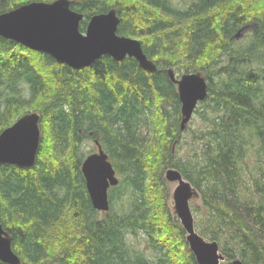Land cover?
<instances>
[{
  "label": "trees",
  "instance_id": "trees-1",
  "mask_svg": "<svg viewBox=\"0 0 264 264\" xmlns=\"http://www.w3.org/2000/svg\"><path fill=\"white\" fill-rule=\"evenodd\" d=\"M29 1L0 0V12ZM72 8L84 14L82 31L116 8L119 34L139 38L158 70L110 55L73 68L0 35V132L41 114L35 164L0 163V221L23 264H199L169 204L170 167L201 193L196 228L219 242L227 264H264V0H72ZM249 23L250 41L235 47ZM170 67L208 80L196 109L207 122L193 139L203 145L191 155ZM92 137L122 175L108 211L94 208L82 172ZM140 232L154 257L129 242Z\"/></svg>",
  "mask_w": 264,
  "mask_h": 264
},
{
  "label": "water",
  "instance_id": "water-1",
  "mask_svg": "<svg viewBox=\"0 0 264 264\" xmlns=\"http://www.w3.org/2000/svg\"><path fill=\"white\" fill-rule=\"evenodd\" d=\"M84 14L72 8V0H32L13 9L0 12V35L52 55L58 62L73 68L94 63L104 55L116 60L134 57L145 70L157 71V64L148 57L139 38L119 34L120 16L116 8L92 15L86 31L80 28ZM244 25L236 37L248 29ZM167 72L177 84L181 100V129L187 128L199 102L209 93L208 80L202 72H187L178 76L170 67ZM41 114L31 111L20 116L0 132V163L21 168L32 167L41 145ZM98 151L88 154L82 163V172L90 199L95 209H110L109 190L120 177L99 139ZM166 178L178 184L172 192L175 213L187 232L190 248L199 264H221L226 259L217 240H207L195 225L190 200L198 193L182 172L170 167ZM0 260L7 264H23L12 246V236L0 221ZM233 264H244L240 258Z\"/></svg>",
  "mask_w": 264,
  "mask_h": 264
},
{
  "label": "rangeland",
  "instance_id": "rangeland-1",
  "mask_svg": "<svg viewBox=\"0 0 264 264\" xmlns=\"http://www.w3.org/2000/svg\"><path fill=\"white\" fill-rule=\"evenodd\" d=\"M176 1L180 5H183L184 6L185 4L189 3L191 0H176ZM249 24H251V26L248 29H246L245 31H243V33L240 35L239 38H236L235 47H239L240 45H246L250 41L251 35H252V33L254 31V28H255V24H253V23H249ZM224 62H227V59L226 58H225V61ZM221 64H223V63H221ZM221 64H219V66H221ZM174 69H175V71H176V73H177L178 76H180V75H182L183 73L186 72L184 70L183 71H180L176 67H174ZM198 108L200 110H203L204 109V106L202 105V103H199L197 109ZM206 122L207 121L202 117V115L199 112H196L195 111V113H194L191 121L188 124L189 131L187 132V139L189 140V142L185 145L184 153H186L188 155H191V154L194 153L195 147L196 148H198V147L201 148V146L203 145V141L201 139L200 140L197 139L196 140V144L195 145L193 144V139L194 138H197V136L194 134V132L195 131L196 132H200V130L202 128H204V126L206 125ZM87 125L88 124H86L84 127H87ZM145 131H146V129H145ZM90 133H94V131L92 130ZM95 138L96 137H94V138L93 137L92 138H86V140L84 142V145L82 147V150H84L87 155L90 154V153H93V152L98 151V145L95 142ZM103 148L106 150V147L105 146H103ZM252 150H250L248 152V163H249L250 167H252L254 165V161H255V157L253 156L254 155V152ZM112 160H113V162L115 164L114 159H112ZM114 166L116 167V165H114ZM117 173H118V176L122 178V175L119 172H117ZM169 183L171 185L172 192H173V190L177 186L178 182L177 181H174V182H170L169 181ZM111 190H112V188L110 189V193H111ZM172 196L169 199V204H170L172 210L175 213L174 200H173V197ZM123 203L127 204L125 201H122V200L120 202H117L115 204L116 210H118L119 212L122 211L123 210V207L121 206V204H123ZM190 204H191V208H192V211H193V214H194V217H195V222H196V212L194 211V206L195 205L203 206V198H202L201 193L193 196V198H191V200H190ZM202 209H204V206L202 207ZM199 214L201 216V213H199ZM176 216H177V214H176ZM147 238H148V235H145L143 232H140L137 235H132V234H129L128 235L129 242L131 244H133L135 246V248H137L138 250H145L146 253H148L150 255H153V257H154L155 256L154 255L155 253H153V250L151 248H148V246H147L148 245L147 244V242H148V239ZM205 238L207 240H211L208 237H205ZM220 251L223 252L222 249H221V246H220ZM227 263L228 262H227L226 259L221 262V264H227Z\"/></svg>",
  "mask_w": 264,
  "mask_h": 264
},
{
  "label": "flooded vegetation",
  "instance_id": "flooded-vegetation-1",
  "mask_svg": "<svg viewBox=\"0 0 264 264\" xmlns=\"http://www.w3.org/2000/svg\"><path fill=\"white\" fill-rule=\"evenodd\" d=\"M95 141H96V139H95Z\"/></svg>",
  "mask_w": 264,
  "mask_h": 264
},
{
  "label": "bare ground",
  "instance_id": "bare-ground-1",
  "mask_svg": "<svg viewBox=\"0 0 264 264\" xmlns=\"http://www.w3.org/2000/svg\"><path fill=\"white\" fill-rule=\"evenodd\" d=\"M190 245V244H189Z\"/></svg>",
  "mask_w": 264,
  "mask_h": 264
}]
</instances>
